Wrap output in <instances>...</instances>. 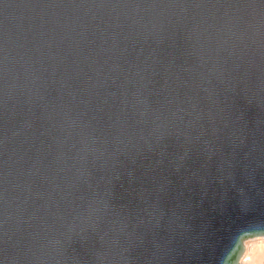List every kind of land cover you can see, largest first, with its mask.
Segmentation results:
<instances>
[{
    "label": "water",
    "instance_id": "95a60500",
    "mask_svg": "<svg viewBox=\"0 0 264 264\" xmlns=\"http://www.w3.org/2000/svg\"><path fill=\"white\" fill-rule=\"evenodd\" d=\"M264 213V0H0V264H216Z\"/></svg>",
    "mask_w": 264,
    "mask_h": 264
},
{
    "label": "clouds",
    "instance_id": "9594fccd",
    "mask_svg": "<svg viewBox=\"0 0 264 264\" xmlns=\"http://www.w3.org/2000/svg\"><path fill=\"white\" fill-rule=\"evenodd\" d=\"M216 264H264V213L229 238Z\"/></svg>",
    "mask_w": 264,
    "mask_h": 264
}]
</instances>
